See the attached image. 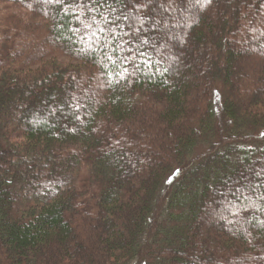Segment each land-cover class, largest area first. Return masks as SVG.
Instances as JSON below:
<instances>
[{"label":"trees","instance_id":"trees-1","mask_svg":"<svg viewBox=\"0 0 264 264\" xmlns=\"http://www.w3.org/2000/svg\"><path fill=\"white\" fill-rule=\"evenodd\" d=\"M83 3L0 0V264H264V0Z\"/></svg>","mask_w":264,"mask_h":264},{"label":"snow or ice","instance_id":"snow-or-ice-1","mask_svg":"<svg viewBox=\"0 0 264 264\" xmlns=\"http://www.w3.org/2000/svg\"><path fill=\"white\" fill-rule=\"evenodd\" d=\"M44 2L45 3H58V4H62V5H64V11L65 12H67L69 10V8H71L73 11H75L76 9L83 10L85 7L88 8V11L89 12H97L98 11V8L91 7V4H89V5L86 6L83 3V0H74V2L72 4H67V5L64 4V0H44ZM207 2H210V0H207ZM143 6H146V5H138L137 7H143ZM75 19L78 20V21H81V15H76L75 16ZM90 19H91V23L84 24V27L86 29L87 28H91L92 25L95 24V25H97V30L96 31H98L100 33L105 32V28L102 27V26H100L101 21H98L95 16H92ZM123 19L124 20H129L130 18H129V16H124ZM101 20L107 22V18L104 17L102 14H101ZM136 21H139L140 23H143V19L141 17H139V16H133L131 18V23H135ZM81 22L83 23V21H81ZM136 30L138 31V29H136ZM72 31L75 32V31H77V29L73 28ZM112 31L114 32L115 29H112ZM92 35L93 36H96V32H93ZM105 42L107 43V40H105ZM109 59H111V57H109ZM113 63H115V61H113ZM125 71H127V69H125ZM262 135H264V133H262ZM238 191L241 192V197L243 199L251 200V198L248 197V196H246L243 191H241L239 189H238ZM259 196H260V199L261 200H264V194H259ZM259 223L261 225H264V221H259Z\"/></svg>","mask_w":264,"mask_h":264}]
</instances>
